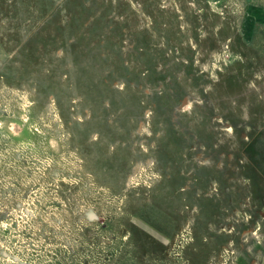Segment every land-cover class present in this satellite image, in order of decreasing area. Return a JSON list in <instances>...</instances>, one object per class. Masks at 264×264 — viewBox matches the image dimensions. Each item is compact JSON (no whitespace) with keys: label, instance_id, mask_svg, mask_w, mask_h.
Instances as JSON below:
<instances>
[{"label":"rangeland","instance_id":"374dc122","mask_svg":"<svg viewBox=\"0 0 264 264\" xmlns=\"http://www.w3.org/2000/svg\"><path fill=\"white\" fill-rule=\"evenodd\" d=\"M0 264H264V0H0Z\"/></svg>","mask_w":264,"mask_h":264}]
</instances>
